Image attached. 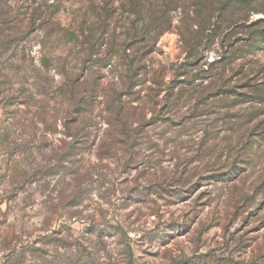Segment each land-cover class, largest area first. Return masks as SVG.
<instances>
[{
    "label": "rangeland",
    "instance_id": "374dc122",
    "mask_svg": "<svg viewBox=\"0 0 264 264\" xmlns=\"http://www.w3.org/2000/svg\"><path fill=\"white\" fill-rule=\"evenodd\" d=\"M160 1L0 0V264H264V0L229 1L190 65L180 9L155 41L135 37ZM44 3L55 25L25 41L22 19ZM238 19L245 28L224 31ZM255 22L258 39L226 67L228 42ZM212 59L247 87L207 94ZM67 83L89 100L85 123L67 122L68 94L56 93ZM116 110L130 141L107 124Z\"/></svg>",
    "mask_w": 264,
    "mask_h": 264
},
{
    "label": "trees",
    "instance_id": "16d2710c",
    "mask_svg": "<svg viewBox=\"0 0 264 264\" xmlns=\"http://www.w3.org/2000/svg\"><path fill=\"white\" fill-rule=\"evenodd\" d=\"M229 1L231 0H191L190 2H187L185 4H181L178 2V0H161L160 2H155L149 4V24L145 25L144 27L139 28L135 31L136 38L139 37L140 40L149 39V35H152L154 38V41L161 36L165 31L169 30L172 27L171 24V12H176L177 9H180L183 14V18L180 20L179 25L174 27L175 32L179 36V44L181 51H183L185 55V60H192L188 63V65L195 63L196 61L200 60L204 50L208 48V35L205 33L207 29H209L211 26L213 27V22L217 24L216 29L222 30V24L221 20L223 18L224 13H226L229 10V7L232 3ZM246 4V3H243ZM42 6V5H41ZM133 10L136 12H140L142 10L141 4H134L132 6ZM55 6L53 5H47L44 3L43 7L35 8L25 14L23 21V32L21 34L22 39L25 41L29 38V35L31 34V31L36 29L37 27H43V26H54V21L52 19L51 14L54 13ZM45 14V15H44ZM243 19H238L237 24H233L232 20L223 21V24H226L224 27V31L229 33L230 31L228 29L230 28H245L242 27ZM3 23H6V21H3ZM258 22L253 23L252 25H247V29L254 28L258 25ZM209 27V28H207ZM214 30V29H213ZM260 32L258 30H251L249 31V39H243L236 37L234 35V39L231 40V42H228V49L225 50V53L228 55L224 56L223 59L227 60L226 67L233 61V58L237 56L236 53H242L243 48L251 47V45L258 39L257 34ZM216 30L211 34V36H215ZM243 41V44H239V41ZM235 45H238L234 47ZM22 54V53H21ZM23 56V54H22ZM25 57V55H24ZM221 61H215V60H208V62H205V64L208 66L207 72H209L206 76V78L211 79L209 86H213V90L211 92H207V94L211 95V97H218L223 95H232L235 91V89L242 87L241 89H245L246 81L240 82L239 84H234L231 86L227 79V76H224L225 71L228 70V72H232L234 76L239 77L236 70H232L231 68L226 69V67L218 68V64H220ZM244 65H248L246 62L243 63ZM244 65L239 66L238 73L242 74L245 77V73L248 70L250 65H248V68H244ZM217 68V70L212 73L211 69ZM246 69V70H245ZM250 72V71H249ZM204 70H198V73H196L193 77V80L188 82V85L191 86L194 84L196 79L206 80L203 75H205ZM184 74H178V77L183 76ZM224 76V77H223ZM36 80V79H35ZM35 85V84H34ZM75 85V84H74ZM202 82L199 84H194L191 86V91L198 87L201 88ZM260 86V84L258 85ZM77 86H73L72 83H67L65 86H60L56 88V93L63 95L68 94V107L66 106V112L69 113L71 116L70 120H67V122L71 123L72 125H78L80 122L85 123L88 121L91 116L88 118L85 117L84 113H90L91 110H85L86 107H89V100L88 98L84 97L81 94V89H76ZM204 88V87H203ZM76 90H79V95L76 93ZM169 89V88H168ZM173 88L168 90V95H173ZM205 89V88H204ZM188 91V90H186ZM154 92V91H153ZM155 93V92H154ZM159 95V91L156 92V96ZM93 105V102H96V95H92V98L90 100ZM69 109V110H68ZM68 115V116H69ZM109 118L106 120L109 127L113 128L112 135L118 136L117 131L122 133L121 139L125 141H130L131 137L133 135V131H127L125 130V122L127 123V118H124V114L122 110H116L115 113L108 114ZM116 123H120V127H116ZM77 131V130H76ZM78 133V131H77ZM83 141V137L79 138L78 140H75L74 144L76 146L77 143H80ZM77 147V146H76ZM72 146L70 150H77V148ZM30 251L37 252L39 251L37 248H31ZM71 254H74L75 252H70ZM15 252L11 253V257H13ZM10 257V258H11ZM81 256L77 255L72 257L73 259H69L66 261L65 264H95L94 259L92 256L87 254L84 259L80 258ZM10 261V259H9ZM4 264H8V262H5ZM121 264H134L132 257L129 256L128 258H125Z\"/></svg>",
    "mask_w": 264,
    "mask_h": 264
}]
</instances>
